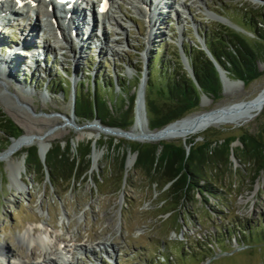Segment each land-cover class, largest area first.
Listing matches in <instances>:
<instances>
[{"label": "rangeland", "instance_id": "374dc122", "mask_svg": "<svg viewBox=\"0 0 264 264\" xmlns=\"http://www.w3.org/2000/svg\"><path fill=\"white\" fill-rule=\"evenodd\" d=\"M116 1L111 11L117 22L106 19L102 27L94 29L91 40L83 41L84 47L78 43L81 42L78 36L72 34L73 29L65 30L64 21L60 24L62 33L55 26L40 25L32 38L23 41L32 27L41 22L36 14L28 12L23 20L19 17L10 19L11 22L0 16V59L12 52L8 53L7 43L13 47L23 42L26 53L20 67L11 72L0 70V109L22 129V135L50 133L49 151L57 141L65 143L72 139L74 152L93 141L92 167L76 184L64 182L54 186L48 171L45 176L30 173L24 150L33 146L40 149L38 144L0 159V246L5 244L7 251L28 263L39 259L44 264L39 258L42 249L35 245L36 250L30 254L20 240V235L31 228L35 234L45 232L54 240L59 237L67 245L76 242L87 246V251L70 248L71 264H264V170L256 174L245 159L233 155L235 171L221 188L219 199L205 201L197 193L195 199L181 206L165 203L166 193L134 169L137 158H132L135 153L130 150L132 143L161 141L98 135L93 129L98 127V119L83 121L74 113L76 86L91 91L95 77L100 74L103 80L113 77L129 84L127 88L132 95L139 89L142 77L139 80V72L144 73L146 64L155 55L157 67L162 68L166 60L168 68L183 67L190 74L180 52L195 46L208 55L201 45L200 32L207 33L213 28H217V33L239 32L256 46L259 36L249 26L245 30L239 24L246 26L243 16L251 15L260 28L264 0H172L173 7L165 9V18L157 16L155 26L152 17L147 18L141 11L144 4H139L141 10H137L133 0ZM92 12L88 11L89 18ZM61 34L66 35L69 43ZM53 42L61 46L52 49L49 45ZM29 45L34 47L32 51ZM258 66L262 75L248 83L226 73L224 80L230 77V85L227 88L222 83L220 97L200 91L199 104L182 118L258 98L264 92V53ZM55 79L59 82L56 86L51 83ZM67 80L71 81L70 87L62 84ZM134 84H138L137 88ZM116 91L121 92L119 83ZM146 117L149 121L148 112ZM244 131L264 133V110L247 124L211 126L185 139L162 141L188 144L234 137L233 146L239 147L243 145L240 136ZM7 138L0 132V148H4L0 154L7 152L13 142L11 139L8 146H3ZM95 152L101 155L98 164ZM126 155L129 183L126 181L118 191L119 176L115 173ZM131 158L133 165L129 168ZM21 164L24 166L20 175ZM98 178L102 181L98 182ZM170 209L174 211L166 213ZM254 228L259 231L251 233ZM104 243H110L112 249H104Z\"/></svg>", "mask_w": 264, "mask_h": 264}, {"label": "trees", "instance_id": "16d2710c", "mask_svg": "<svg viewBox=\"0 0 264 264\" xmlns=\"http://www.w3.org/2000/svg\"><path fill=\"white\" fill-rule=\"evenodd\" d=\"M243 16V15H242ZM246 26L241 27L259 36L258 44L254 46L247 37L239 32L217 33L213 28L207 33H201L206 44L220 65L236 79L248 83L262 75L258 60L264 52V19L260 23L251 15L243 16ZM194 70L195 79L185 72L184 68L170 67L166 60L162 68L157 67V55L148 64L149 79L147 83L146 105L151 129H160L167 124L182 118L193 107L199 104L201 92L215 97L222 93L220 74L214 61L200 48H184ZM94 79L90 91H83L76 86V117L83 121L92 122L100 119L106 126L129 129L135 120L136 90L130 95L128 85L113 77ZM142 72H139V80ZM58 85V80L51 81ZM121 92L117 93V84ZM69 87L71 81L62 82ZM138 84L133 87L137 88ZM201 91V92H200ZM0 132L8 135V146L12 138L22 135V129L0 109ZM242 146L234 147V137H228L215 142L192 141L182 142H147L132 143L130 150L137 153L134 169L141 173L152 184H156L163 193L165 203L172 202L181 206L184 202L195 199L197 193L205 197L219 199L221 188L226 185L227 178L235 171L231 157L245 159L255 169L256 174L264 170V133L244 131L240 136ZM114 140L111 141L112 144ZM4 148H0V151ZM93 141H88L74 152L72 139L57 141L47 153L45 160L41 158L36 146L24 150L26 163L30 173L49 178L54 186L59 183H79L92 167L91 154ZM127 155L123 156L115 174L119 176L118 191L129 183L126 168ZM234 170V171H233ZM113 173V172H112ZM114 174V173H113ZM102 179L98 178V182ZM100 184V183H99ZM176 209V208H173ZM168 210L166 213L174 211ZM246 231V230H244ZM251 233L259 229L250 230ZM211 249V255L215 252Z\"/></svg>", "mask_w": 264, "mask_h": 264}, {"label": "bare ground", "instance_id": "6f19581e", "mask_svg": "<svg viewBox=\"0 0 264 264\" xmlns=\"http://www.w3.org/2000/svg\"><path fill=\"white\" fill-rule=\"evenodd\" d=\"M98 2H101V0H99ZM116 2H117L116 0L113 1V5ZM54 4L55 3L53 1L51 2L47 0H35L33 2L31 1L29 2L26 0H22V1L21 0H8L6 2V5H3V8L0 9V12L2 11L3 13L4 12L7 13L6 11L8 9H14L17 12V14H20L22 16H24V14L28 12L36 13V17L39 18L41 22L38 25H34L32 27L31 33L29 32V35L24 36L23 41L26 40L25 39L26 37L32 38L35 35L34 33L36 29L40 25H43L44 27L56 26L60 30V24L61 22L64 21L67 27L65 28L64 25H61V27L65 28V30H67V28H70V32L73 29L72 34L78 36L79 40L81 41L78 43L81 44V47H84V42H88L89 40H91V36L93 32L91 31V29L89 30V27H91L90 26L91 17L89 21L86 20L87 17L84 19H81V15L83 14V11L80 10V7H77L76 5L74 7V11H73L74 13L72 15L67 14L66 10L61 11L62 21L59 23L58 21L54 19V17L56 18L58 15H55L53 11H51V7H53ZM87 4H88V9L90 6H91L90 8L92 9V7H94L96 3L94 4V0H91V1L89 0ZM139 4L140 5L144 4L143 10H141V6ZM133 5L137 8V10L144 11L143 14L147 18H149L150 16L152 17L151 22L153 26L157 24L156 20L159 17H162V19L165 18L164 16H166V13H167V11L165 10L166 8L169 9V7H173L172 0H135V1L133 0ZM145 6L148 8L145 9L146 8ZM97 8L101 9L99 4ZM101 10L102 11L100 12L103 16L109 18V20H113L117 22L114 15L112 14V11L105 10V9H101ZM157 16L159 17L157 18ZM48 17H52L53 20L52 21L49 20ZM85 25L87 26V28H85ZM70 32L69 34H71ZM43 33H45V31H43ZM64 37H65V40L68 41L66 35ZM58 45H59L58 42L57 43L53 42V43H50L49 47L52 49H56ZM6 47H8L7 49L8 53L11 51L12 52L9 55L3 54L5 58L0 59V62H1L0 65L4 64V66L3 67L1 66L3 69L0 68V70L11 72L15 68H18L21 66L22 64L21 61L23 60L24 57H26V53H24L23 51L24 50L23 42L22 44H19L13 47L9 45V43H7ZM17 47H19L21 50L18 49ZM3 49L4 48L2 45L1 50L3 51ZM77 52H82V51L78 50ZM14 61H17V62L14 63ZM229 78L230 77L226 78V80L224 81L227 88L229 87L228 85H230ZM139 100H140L139 117L137 121L134 123V125L131 127V129H129L128 135L120 132L119 130H113V131L104 130L102 127H99V126L98 127L93 126V129L98 131V135L105 133L107 135H115L117 137H126L128 139L138 140L142 142L177 140V139L188 138L192 136L193 134L199 133L200 131L207 129L208 127H211V126H221V125H225L229 123H233L237 125L247 124L251 122L252 120H254L264 110V92H263L262 95H260L258 98L250 100L248 102H242L236 106L217 108L210 112H206V113L199 114V115L188 116V117H185L184 119H179L173 122L168 127H165L163 129L152 130L146 120L147 119L146 113H144V109L141 106L142 96H140ZM68 126L69 125H66V127ZM51 138H52V135L50 133L38 134V135H33L31 133H25L22 135V137L13 141V144L11 148L9 149V151H7L8 153L5 155V157H12L14 154L21 151L23 148L32 146L34 144H38L40 146L41 153L46 156L49 151L48 143ZM94 155H95L94 156L95 162L96 164H98L101 155L97 152H95ZM132 165H133V159L131 158L129 160L128 167L130 168ZM23 166L24 164H21L18 170L20 171L19 172L20 175L22 174L20 169H22L23 171ZM54 237H57V235H55ZM20 240L26 246L27 250L30 251L31 253L33 252L32 251L33 249L36 250L35 245L40 247L42 250H41L39 258H42V261L47 264H56L55 259L60 257V254L68 255V253H70L69 251L70 248L72 250H79V251L89 250L87 246L84 247V245H82L81 243L74 242L71 246H69L66 243H63L62 239H60L59 237H57L54 240L52 239V237H50L45 232L35 234V231L32 230L31 228L26 229L25 232L20 235ZM61 244H63L62 247H61ZM107 247L112 249V245L110 243H104L103 248L107 249ZM113 252H114V249H113ZM0 255L3 256L4 259L7 260L9 263L11 262V259H13L11 264H31V263H28L21 256L16 255V254L14 255L10 251H7V249L5 248V244L0 246Z\"/></svg>", "mask_w": 264, "mask_h": 264}, {"label": "water", "instance_id": "95a60500", "mask_svg": "<svg viewBox=\"0 0 264 264\" xmlns=\"http://www.w3.org/2000/svg\"><path fill=\"white\" fill-rule=\"evenodd\" d=\"M198 38L200 39L201 37L198 35ZM200 41H201V45H202V47H203V49L208 53V56L214 61V64H215V66H216V68H217V70H218V72H219V74H220V80H221V82L222 83H224V79H225V77H226V73H228L221 65H220V63L215 59V57L213 56V54L211 53V51L209 50V48H208V46H207V44H206V40H205V38H203L202 37V39H200ZM180 53H182L181 54V58H182V60H183V62H185L186 63V65H187V68H188V71L190 72V74H191V76L195 79V75H194V70H193V67L192 66H190L189 67V63H190V60H189V58H188V56L186 55V53H185V51L183 50V49H181V52ZM189 61V62H188ZM147 73H149V70H148V65L146 64V68H145V71H144V73L142 74V77H141V82H140V84H139V89H138V99L136 100V107H135V120H134V123L137 121V119H138V117H139V112H140V109H139V107H140V100H139V98H140V96H142V101H141V106H142V108L144 109V113H146L147 114V105H146V82L148 81V79H149V76L147 77ZM196 80V79H195ZM223 86V85H222ZM206 94V93H205ZM236 105V104H235ZM235 105H232V106H235ZM210 112V111H209ZM185 118V117H184ZM184 118H182V119H184ZM148 121V120H147ZM177 121V120H176ZM149 122V121H148ZM175 122V121H174ZM100 123H101V120L100 119H98L97 120V125L98 126H101L104 130H109V131H113V130H119L120 132H122V133H124V134H129V129H131V127L129 128V129H123V128H120V127H113V126H106V125H100ZM173 122H171V123H169V124H167L166 126H164L163 128H165V127H168L170 124H172ZM96 124V123H95ZM163 128H160V129H163ZM155 130V129H154ZM20 137H22V135L21 136H19L18 138H20ZM18 138H12V141H14V140H16V139H18ZM12 144H13V142H12ZM12 144L10 145V148H11V146H12ZM9 148V149H10ZM9 149L7 150V151H9ZM39 152H40V155H41V158L43 159V160H45V158H46V156L45 155H43L42 153H41V151H40V149H39ZM8 152H5L4 154H0V159L1 158H3V156H5L6 154H7ZM137 158V153H135L134 155H133V157L132 158ZM128 164H129V162L127 163V166H128ZM124 184H125V182H124Z\"/></svg>", "mask_w": 264, "mask_h": 264}]
</instances>
